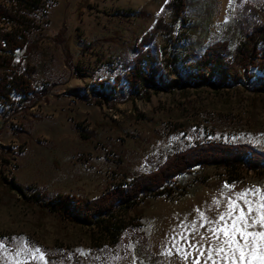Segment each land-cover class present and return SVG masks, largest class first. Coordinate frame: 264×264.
<instances>
[{"label":"rangeland","instance_id":"1","mask_svg":"<svg viewBox=\"0 0 264 264\" xmlns=\"http://www.w3.org/2000/svg\"><path fill=\"white\" fill-rule=\"evenodd\" d=\"M165 1L49 0L38 13L31 62L38 67L37 87L48 91L26 111L8 114L0 100V264H212L210 250L216 264H232L215 252L219 241L208 239L209 229L225 223L219 217L230 201L243 206L236 199L241 192L248 193L252 216L264 214L258 208L264 175L197 166L179 176L171 194L141 202L139 225L129 223L110 244L95 228L28 201L18 186L46 197L69 192L93 199L198 141H247L264 149V95L241 80L195 81L185 63L187 52L197 57L218 39L230 38L235 47L264 0H192L189 22L181 26L166 11L173 31L160 32L152 43L162 69L149 100L131 94L125 81L107 94L96 83L124 77ZM172 51L177 57L170 64ZM248 231L264 229L257 223ZM259 256L258 248L243 264H261Z\"/></svg>","mask_w":264,"mask_h":264},{"label":"trees","instance_id":"2","mask_svg":"<svg viewBox=\"0 0 264 264\" xmlns=\"http://www.w3.org/2000/svg\"><path fill=\"white\" fill-rule=\"evenodd\" d=\"M191 1H165L160 14L136 45L135 56L128 63L124 77L118 74L113 82L109 78L96 82L104 93L110 91L109 87H125V81L132 90L131 94L147 100L151 98L152 93L158 89V75L162 69L152 50V43L160 32L173 31V27L165 20L166 11H170V17L180 26L188 24ZM48 2L49 0H0V24L12 25L11 28L0 25V100L9 105L8 114L26 111L48 91L45 86L37 87L38 67L31 62L39 39L34 35L41 27L37 15L46 10ZM235 21L241 28L239 16H236ZM242 28L235 47H232L230 38H225L208 44L197 57L187 52L185 63L189 77L195 81L212 79L215 84L214 78L226 84L241 80L247 82L258 96L264 95V4L260 7L259 16L251 22L246 19ZM62 32L64 29L59 35ZM19 50H24L20 58ZM172 53L175 56L166 59L170 64L175 63L177 57L176 52ZM253 68L260 73L253 72ZM210 165L224 167L233 173L246 170L262 176L264 149L247 141H198L169 153L153 169L137 172L129 182L118 183L93 199L69 192L46 197V193L39 189L28 193L24 186H18L28 201L37 203L43 209L57 213L70 222L95 228L109 238L110 244H115L129 223L139 225L142 209L138 206L141 202H147L150 196L171 194L180 175L197 166ZM131 211L133 215H129Z\"/></svg>","mask_w":264,"mask_h":264},{"label":"snow or ice","instance_id":"3","mask_svg":"<svg viewBox=\"0 0 264 264\" xmlns=\"http://www.w3.org/2000/svg\"><path fill=\"white\" fill-rule=\"evenodd\" d=\"M247 196V192H241L236 198L238 201L243 202V206L235 201L229 202L227 211L219 217V220L225 221V223L210 228L209 231L213 233V236L208 237V239L215 238L219 241L214 250L217 254L223 253L222 260H230L232 264H237V261H239L240 264H243L246 257L254 258L259 248V258L261 264H264V243L257 244L258 240L264 241V231H248L249 228L255 227L257 223L264 229V214H261L259 220L256 216L251 215L253 211L252 202L247 199ZM261 201H264V196H261ZM259 207H264V203L260 204ZM245 208L247 211H245ZM234 213L238 214L234 215ZM201 216H203L202 213ZM226 217L231 220V224L227 223ZM249 220H251V223H249ZM221 232L223 233V239L220 237ZM237 236H239V239H237ZM189 247H196V245L190 242ZM197 251L199 252L200 249L197 248ZM200 254L203 255L204 253L201 252ZM208 259L212 260V264H216V261L213 260L212 250L208 252ZM194 264H199V261H195ZM249 264H251V259H249Z\"/></svg>","mask_w":264,"mask_h":264}]
</instances>
